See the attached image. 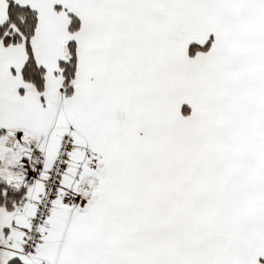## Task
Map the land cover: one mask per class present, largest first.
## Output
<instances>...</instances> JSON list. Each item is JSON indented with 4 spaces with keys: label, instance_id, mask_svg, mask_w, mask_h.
I'll return each mask as SVG.
<instances>
[{
    "label": "snow or ice",
    "instance_id": "1",
    "mask_svg": "<svg viewBox=\"0 0 264 264\" xmlns=\"http://www.w3.org/2000/svg\"><path fill=\"white\" fill-rule=\"evenodd\" d=\"M0 264H264V0H0Z\"/></svg>",
    "mask_w": 264,
    "mask_h": 264
}]
</instances>
